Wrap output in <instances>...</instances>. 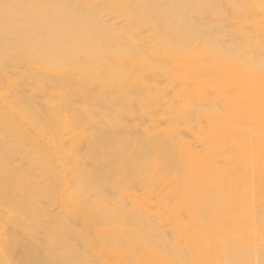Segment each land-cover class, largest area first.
<instances>
[{"label": "bare ground", "instance_id": "6f19581e", "mask_svg": "<svg viewBox=\"0 0 264 264\" xmlns=\"http://www.w3.org/2000/svg\"><path fill=\"white\" fill-rule=\"evenodd\" d=\"M0 264H264V0H0Z\"/></svg>", "mask_w": 264, "mask_h": 264}, {"label": "rangeland", "instance_id": "374dc122", "mask_svg": "<svg viewBox=\"0 0 264 264\" xmlns=\"http://www.w3.org/2000/svg\"><path fill=\"white\" fill-rule=\"evenodd\" d=\"M106 20H107L108 22L115 23V24L118 25V26H120V25L122 26V25H123V23H122L121 21H120V22H119L118 20H115V21H114V19H112V18H111V19H110V18H106ZM116 21H117V22H116ZM117 23H118V24H117ZM140 33H141V32H140ZM158 81H161V80L159 79ZM167 92H168V91H167ZM169 92H170V91H169ZM169 92H168V93H169ZM161 115H163L162 112H161V114L159 115V118H157V121H158L157 124H156L157 126H158V123H160V122L162 121V120L160 121V119H161V118H163V119L165 118L164 115H163L162 117H161ZM158 119H159V120H158ZM165 120H166V119H165ZM165 120H163V123H165ZM142 121H143V120H142ZM142 121H141V122L136 121V122H138V125H139V126H137V124H136V127H137V128H133V127H135V126L133 125L132 129H139V128H141V126H142V124H141ZM136 122H134V124H135ZM146 122H147V121H143L144 124H146ZM144 124H143V125H144ZM147 124H148V122H147ZM161 124H162V123H161ZM161 124H160L159 126L162 128V127H163V126H162L163 124H162V125H161ZM148 125H149V124H148ZM145 126H146V125H145ZM159 126H158V127H159ZM138 127H139V128H138ZM187 135H189V133L186 134V133L184 132V138L186 137L185 139L187 140V142H188L189 144H191L192 141H193L194 139H192L191 137H190V138L187 137ZM195 144H196V141L194 140V142H193V146H194ZM191 145H192V144H191ZM195 146H196V145H195ZM198 147H199V145L196 146V148H197V149H200V147H199V148H198ZM153 201L155 202V199H152V203H154ZM152 203H151V204H152ZM155 203H156V202H155ZM152 206L154 207L155 205H152ZM165 227H167V228H166V231H167L168 226H165ZM165 227H164V228H165ZM168 230H169V229H168ZM178 232H179V231H177V230L175 231V233H178ZM172 233H173V232H172ZM175 233H174V234H175Z\"/></svg>", "mask_w": 264, "mask_h": 264}]
</instances>
